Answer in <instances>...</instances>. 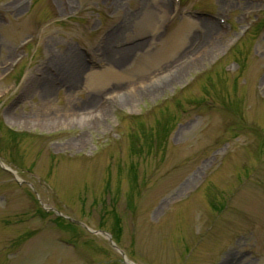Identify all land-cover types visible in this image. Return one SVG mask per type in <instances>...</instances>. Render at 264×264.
Listing matches in <instances>:
<instances>
[{
    "label": "rangeland",
    "instance_id": "1",
    "mask_svg": "<svg viewBox=\"0 0 264 264\" xmlns=\"http://www.w3.org/2000/svg\"><path fill=\"white\" fill-rule=\"evenodd\" d=\"M0 161V264H264V0H0Z\"/></svg>",
    "mask_w": 264,
    "mask_h": 264
},
{
    "label": "water",
    "instance_id": "2",
    "mask_svg": "<svg viewBox=\"0 0 264 264\" xmlns=\"http://www.w3.org/2000/svg\"><path fill=\"white\" fill-rule=\"evenodd\" d=\"M2 166H4V164H2ZM107 236H109V235H107ZM110 238V237H109Z\"/></svg>",
    "mask_w": 264,
    "mask_h": 264
}]
</instances>
